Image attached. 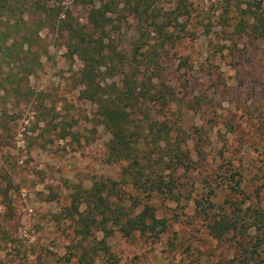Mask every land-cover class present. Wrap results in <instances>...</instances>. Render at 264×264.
Wrapping results in <instances>:
<instances>
[{
	"label": "rangeland",
	"instance_id": "1",
	"mask_svg": "<svg viewBox=\"0 0 264 264\" xmlns=\"http://www.w3.org/2000/svg\"><path fill=\"white\" fill-rule=\"evenodd\" d=\"M105 1L113 8L107 42L129 62L108 66L100 79L153 83L158 92L145 104V123L169 121L173 143L190 151L194 167L178 172L184 183L178 197H150L157 215L169 219L168 229L159 238L125 237L115 226L110 251L119 264H264V239L257 259L246 260L241 247L242 241L254 245L263 228L217 239L197 207L210 189L207 179L214 188L212 215L233 204L264 209V42L236 30L240 9L253 0ZM51 6L94 29L101 2L56 0ZM26 20L33 30L30 50L21 45L25 27L0 26V38L10 31L8 44L19 53L8 77L18 86L8 85L11 91L0 98V264H84V248L104 234L93 227L85 239L66 215L74 187L112 180L139 199L147 193L124 182L127 162L107 157L111 135L97 105L80 95L82 63L68 51V32L41 28L36 13ZM139 41L144 54L130 63ZM235 173L245 194L230 188ZM90 264H110L108 255L100 250Z\"/></svg>",
	"mask_w": 264,
	"mask_h": 264
},
{
	"label": "trees",
	"instance_id": "2",
	"mask_svg": "<svg viewBox=\"0 0 264 264\" xmlns=\"http://www.w3.org/2000/svg\"><path fill=\"white\" fill-rule=\"evenodd\" d=\"M55 1L0 0V26L6 22L14 32L25 27L27 32L22 35L21 45L24 47L27 44L29 50L33 45L30 37L33 30L28 26L26 16L36 13L41 20L39 23L41 28L57 26L68 32V51L71 55H76L82 63L80 80L83 88L80 95L97 105L101 123L111 135L107 157L113 162H127L124 167V182L130 183L141 193H147L146 200L139 199L129 195L112 180H97L90 188L73 189L72 202L66 208V215L77 220L78 232L83 238L88 239L91 236L93 227L104 234L100 240L92 238L91 245L84 248V264H90V260L100 250L108 255L110 264H119V259L110 251L107 242L115 226L125 237H132L140 232L159 238L170 223L168 218L157 215L150 197L154 194L178 197L184 185L178 172L193 170V157L190 151L182 149L180 143H173L174 128L169 121L152 119L145 123L149 119L145 104L147 105L158 92L152 90L153 83H137L136 78L130 76H127L123 83H103L100 79L103 69H107L108 66L124 67L129 62L126 53L113 46L112 40L107 42L109 37L107 27L112 20L109 16L110 11H113L112 5L108 1L99 0L101 6L96 9L97 21L95 20L96 23L91 21L92 27L95 24V28L86 29L74 21L68 12L61 9L54 12L51 3ZM62 15L64 17H61ZM10 20H13L11 26L8 23ZM236 30L264 42L262 0L249 1L245 8L240 9V21ZM96 32L98 34L95 35ZM10 34V31H6L0 38V98L2 94L10 92L11 87L15 90L18 86L8 79L13 74L10 63L19 58L13 43L8 44ZM139 42L140 44L135 45V53L130 63L138 62L137 56L144 54L141 51L144 43ZM10 84L11 87H8ZM151 144L154 146L149 148ZM155 152L160 154L158 158L153 156ZM157 165L161 167L157 169ZM165 168H171V171L167 173L164 171ZM236 175L233 174L230 179L235 181L230 188L236 193L245 194ZM203 182L210 189L197 201V207L210 219L208 228L215 238L223 239L232 231L242 234L245 230L255 227L264 230V209L260 207L244 208L232 203L233 207L229 212L224 211L219 216L212 215L210 211L214 206L210 198L214 188L207 179ZM257 238L254 245H246L242 241L241 247L246 260L257 259L261 255L259 248L264 239V231L262 236L258 235Z\"/></svg>",
	"mask_w": 264,
	"mask_h": 264
}]
</instances>
